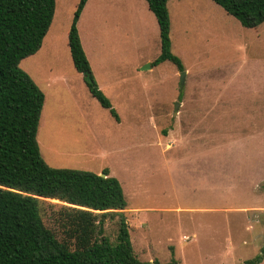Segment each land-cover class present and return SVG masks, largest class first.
Returning a JSON list of instances; mask_svg holds the SVG:
<instances>
[{
  "label": "rangeland",
  "instance_id": "rangeland-1",
  "mask_svg": "<svg viewBox=\"0 0 264 264\" xmlns=\"http://www.w3.org/2000/svg\"><path fill=\"white\" fill-rule=\"evenodd\" d=\"M79 1L56 0L42 48L21 63L46 94L45 160L119 178L141 264H247L259 255L264 264V23L244 27L214 0H169L182 87L175 64H153L161 36L147 0H89L78 27L118 121L73 62ZM63 204L41 201L60 237ZM118 218L105 219L112 241Z\"/></svg>",
  "mask_w": 264,
  "mask_h": 264
},
{
  "label": "trees",
  "instance_id": "trees-1",
  "mask_svg": "<svg viewBox=\"0 0 264 264\" xmlns=\"http://www.w3.org/2000/svg\"><path fill=\"white\" fill-rule=\"evenodd\" d=\"M89 0H80L68 44L75 68L103 107L120 121L110 98L99 87L84 49L78 23ZM244 27L264 23V0H214ZM155 14L162 52L153 64L183 60L172 50L169 0H147ZM56 0H0V264H141L125 209L119 178L103 173L51 166L38 141L46 94L21 67L36 54L50 31ZM60 200L56 211L60 237L43 217L41 201ZM118 216V234L110 240L105 219ZM263 256L249 260L257 264Z\"/></svg>",
  "mask_w": 264,
  "mask_h": 264
},
{
  "label": "water",
  "instance_id": "water-1",
  "mask_svg": "<svg viewBox=\"0 0 264 264\" xmlns=\"http://www.w3.org/2000/svg\"><path fill=\"white\" fill-rule=\"evenodd\" d=\"M150 67H151V65H148V66L144 67L143 69H147V68H150ZM186 78H187V71L184 70L181 73V86L182 87H184V85H185ZM180 104H181L180 102H177V105H176L177 109H178ZM102 175L105 176L104 173Z\"/></svg>",
  "mask_w": 264,
  "mask_h": 264
}]
</instances>
